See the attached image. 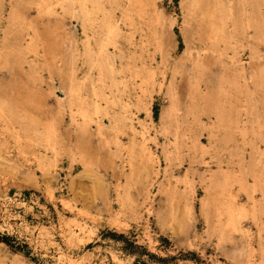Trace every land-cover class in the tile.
I'll use <instances>...</instances> for the list:
<instances>
[{
    "label": "rangeland",
    "instance_id": "rangeland-1",
    "mask_svg": "<svg viewBox=\"0 0 264 264\" xmlns=\"http://www.w3.org/2000/svg\"><path fill=\"white\" fill-rule=\"evenodd\" d=\"M0 264H264V0H0Z\"/></svg>",
    "mask_w": 264,
    "mask_h": 264
},
{
    "label": "bare ground",
    "instance_id": "bare-ground-1",
    "mask_svg": "<svg viewBox=\"0 0 264 264\" xmlns=\"http://www.w3.org/2000/svg\"><path fill=\"white\" fill-rule=\"evenodd\" d=\"M86 3H84L85 5ZM79 18L83 21V26L85 27V29H87V27L91 26V18L90 15H88L87 12L82 11V14L80 13ZM109 19V17H107ZM104 19L103 25H106L107 28V35L110 38V42L113 43L116 51L114 53L109 52L107 49L102 48L101 52L99 54L100 58V64L97 67V71H96V79H95V83L96 85L94 86V99L92 101V103L90 104L93 108L94 111H100V104H99V99H104L105 101H107L108 103L113 101L112 98L110 97V95L113 94V90H114V84L113 81L111 80V77L118 73L120 71V73H126L129 70H127V68H122L121 70L117 69L116 66V62L122 61L123 59L126 58V51L124 46L121 45V42L117 41L116 37L119 36V29L116 28V24H112V22L108 19ZM112 40L114 42H112ZM88 53V58H91V55ZM92 59V58H91ZM70 79V76H69ZM138 104L140 106L143 105L142 101H139ZM109 105V104H107ZM138 105V107H140ZM79 115L83 118L84 121H87L90 117L89 115V110L85 109V108H81L79 111ZM107 115L110 118V122L111 125L109 126L110 129H116L119 128V124H120V118L116 115V114H111V113H107ZM223 123V121H221ZM221 123V124H222ZM106 127L103 125H99V131H103L105 130ZM217 129H221V125H217V124H213L209 126V130H210V140L212 142V144H220L223 145L226 143V139L222 138V139H217ZM114 131V130H113ZM118 131V129H117ZM166 157L168 160H170L173 157V153H166ZM209 182L211 187H216L218 185H220L222 182H220L219 180L216 179V176L211 175L209 178ZM253 211L257 212L258 208V203H254L253 204Z\"/></svg>",
    "mask_w": 264,
    "mask_h": 264
}]
</instances>
